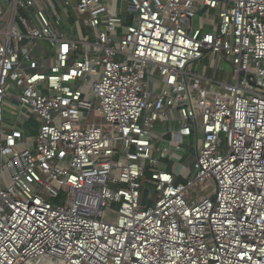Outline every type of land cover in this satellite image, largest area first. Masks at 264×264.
Here are the masks:
<instances>
[{"label": "built area", "instance_id": "2783aa9c", "mask_svg": "<svg viewBox=\"0 0 264 264\" xmlns=\"http://www.w3.org/2000/svg\"><path fill=\"white\" fill-rule=\"evenodd\" d=\"M0 264H264V0H0Z\"/></svg>", "mask_w": 264, "mask_h": 264}, {"label": "rangeland", "instance_id": "374dc122", "mask_svg": "<svg viewBox=\"0 0 264 264\" xmlns=\"http://www.w3.org/2000/svg\"><path fill=\"white\" fill-rule=\"evenodd\" d=\"M197 22H198V18H195V19L193 20L194 26H198V25H197ZM67 26L70 28V27H72L73 25H72L71 23H68ZM217 65H218V63H217ZM219 69H220L221 72H222V73L220 74V77H222V75H224V73L227 74V75H229L230 73L233 72V68H232V66H231L228 62H226V61H224V60L222 61V63H221V65H220V68H219ZM7 114H8V115H11L10 111L7 112ZM27 114H28V116H31V115H32V114H30V113H28V112H27ZM11 116L14 117V118H17V117L14 116L13 114H12ZM19 120H20L21 123L24 124V126L27 125L31 132H34V130L37 131V130L39 129V123H37V122L35 121L34 117H32V116L30 117L29 121H27V122H25V121H24L23 119H21V118H19ZM24 122H25V123H24ZM192 143H193V141H192ZM185 147H186V148H189V145L186 144ZM181 155H182V159H181V160H176V161H175V167H176V168H175V173H179V172H180L181 164H186L187 166H189V167L191 168L192 171H194V170H195V167H194V161H195V159H194V157H192V154L188 151V152H186V153H181ZM189 156H190V157H189ZM184 181H186V179H184ZM147 197H148V194L146 195V198H147ZM145 203H147L148 205H151L153 202H152L151 200H145Z\"/></svg>", "mask_w": 264, "mask_h": 264}, {"label": "trees", "instance_id": "16d2710c", "mask_svg": "<svg viewBox=\"0 0 264 264\" xmlns=\"http://www.w3.org/2000/svg\"><path fill=\"white\" fill-rule=\"evenodd\" d=\"M24 129L26 132L35 133V132H31L27 125L24 126Z\"/></svg>", "mask_w": 264, "mask_h": 264}]
</instances>
